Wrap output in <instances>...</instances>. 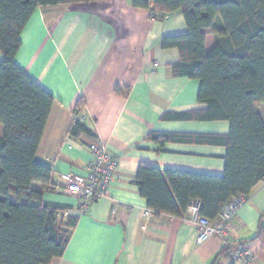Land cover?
Returning a JSON list of instances; mask_svg holds the SVG:
<instances>
[{"label": "crops", "instance_id": "crops-1", "mask_svg": "<svg viewBox=\"0 0 264 264\" xmlns=\"http://www.w3.org/2000/svg\"><path fill=\"white\" fill-rule=\"evenodd\" d=\"M186 31L180 11L154 20L149 9L134 7L130 0L39 7L21 31L14 63L54 98L36 152L37 160L51 168L50 183L32 182L31 189L44 201L66 207L64 217L77 219L64 253L47 264H230L221 240L198 243L187 217L144 216L150 208L135 184L141 162L161 171L223 173L222 145L159 144L146 138L149 133L212 137L229 132L228 121L173 117L206 107L197 99L199 80L171 73L178 49L160 46L163 37ZM215 42V35L208 34L206 50ZM78 99L84 106L77 117L118 158L107 194L84 212L77 198L64 191L65 174H84L91 160L93 139L68 135ZM263 104L258 113L264 121ZM229 235L251 252L253 264H264V179L236 210Z\"/></svg>", "mask_w": 264, "mask_h": 264}, {"label": "trees", "instance_id": "trees-1", "mask_svg": "<svg viewBox=\"0 0 264 264\" xmlns=\"http://www.w3.org/2000/svg\"><path fill=\"white\" fill-rule=\"evenodd\" d=\"M86 1L92 0H0V264H47L62 256L77 222L62 215L66 207L44 201L31 189L32 182L50 183L51 168L37 160L36 152L54 98L14 63V57L19 35L37 8ZM130 2L149 9L154 20L174 11L184 18L186 33L163 37L160 46L178 49L171 73L199 80L197 99L206 107L173 117L229 122L227 135L149 133L146 138L159 144L222 145L224 170L219 176L161 171L141 162L137 190L154 213L186 217L189 203L198 201L200 216L215 221L227 203L246 199L264 179V121L258 113L264 103V0ZM208 34H214L216 42L206 50ZM83 106L78 99L68 135L98 140L77 117Z\"/></svg>", "mask_w": 264, "mask_h": 264}, {"label": "built area", "instance_id": "built-area-1", "mask_svg": "<svg viewBox=\"0 0 264 264\" xmlns=\"http://www.w3.org/2000/svg\"><path fill=\"white\" fill-rule=\"evenodd\" d=\"M169 13L163 15L167 19ZM70 147V146H68ZM88 149L91 160L84 174L67 172L64 176V191L77 198V207L86 211L92 199L103 197L115 177L118 158L112 155L107 147L98 140L92 141ZM244 198H235L220 211L218 219L211 221L199 214V202L191 201L187 207V219L196 227V241H205L210 237L221 240L222 249L228 252L230 264H253L254 257L243 244L234 243L229 235L230 223ZM153 210L148 209L144 216H150Z\"/></svg>", "mask_w": 264, "mask_h": 264}, {"label": "rangeland", "instance_id": "rangeland-1", "mask_svg": "<svg viewBox=\"0 0 264 264\" xmlns=\"http://www.w3.org/2000/svg\"><path fill=\"white\" fill-rule=\"evenodd\" d=\"M263 107H264V104H263Z\"/></svg>", "mask_w": 264, "mask_h": 264}]
</instances>
